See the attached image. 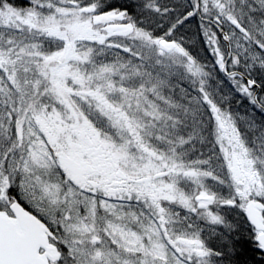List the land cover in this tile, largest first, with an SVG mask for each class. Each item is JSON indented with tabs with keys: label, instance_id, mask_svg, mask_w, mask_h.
Here are the masks:
<instances>
[{
	"label": "snow or ice",
	"instance_id": "obj_1",
	"mask_svg": "<svg viewBox=\"0 0 264 264\" xmlns=\"http://www.w3.org/2000/svg\"><path fill=\"white\" fill-rule=\"evenodd\" d=\"M0 264H264V0H0Z\"/></svg>",
	"mask_w": 264,
	"mask_h": 264
}]
</instances>
